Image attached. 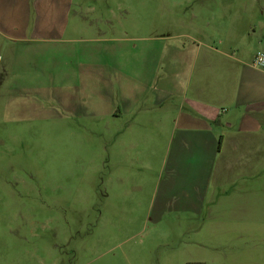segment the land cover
I'll return each mask as SVG.
<instances>
[{
    "label": "crops",
    "instance_id": "crops-1",
    "mask_svg": "<svg viewBox=\"0 0 264 264\" xmlns=\"http://www.w3.org/2000/svg\"><path fill=\"white\" fill-rule=\"evenodd\" d=\"M71 5L0 0L1 101H55L66 116L104 121L99 157L110 165L151 169L156 148L165 161L172 152L194 176L183 186L193 210L263 213L264 71L253 59L264 52V3H253L258 21L231 16L193 32L123 38L89 27ZM172 188L163 184V200Z\"/></svg>",
    "mask_w": 264,
    "mask_h": 264
},
{
    "label": "rangeland",
    "instance_id": "rangeland-1",
    "mask_svg": "<svg viewBox=\"0 0 264 264\" xmlns=\"http://www.w3.org/2000/svg\"><path fill=\"white\" fill-rule=\"evenodd\" d=\"M69 1L72 16L122 38L262 18L258 0ZM57 103L0 99V264H264V212L193 210L183 186L194 176L172 152L165 161L155 147L151 169L104 163L105 122Z\"/></svg>",
    "mask_w": 264,
    "mask_h": 264
},
{
    "label": "built area",
    "instance_id": "built-area-1",
    "mask_svg": "<svg viewBox=\"0 0 264 264\" xmlns=\"http://www.w3.org/2000/svg\"><path fill=\"white\" fill-rule=\"evenodd\" d=\"M253 66L264 71V52H258L253 59Z\"/></svg>",
    "mask_w": 264,
    "mask_h": 264
}]
</instances>
